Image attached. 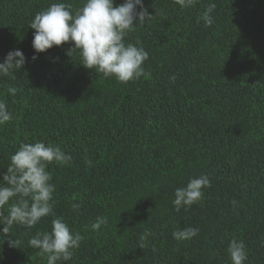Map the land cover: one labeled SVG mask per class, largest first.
<instances>
[{"label": "trees", "instance_id": "16d2710c", "mask_svg": "<svg viewBox=\"0 0 264 264\" xmlns=\"http://www.w3.org/2000/svg\"><path fill=\"white\" fill-rule=\"evenodd\" d=\"M54 2L0 0V62L15 49L26 57L0 77V100L13 114L0 126V181L21 142L58 144L72 157L47 168L55 216L83 236L73 258L58 264H231L233 238L246 245L244 264H264V0H199L184 10L143 0L153 15L126 41L148 52L149 75L127 84L67 55L71 42L32 59L29 24ZM63 2L73 10L82 4ZM209 3L214 22L205 27L197 18ZM201 174L210 187L177 213L175 189ZM98 216L108 223L93 231ZM53 218L0 233V264H47L28 241L50 231ZM188 226L199 234L173 238Z\"/></svg>", "mask_w": 264, "mask_h": 264}, {"label": "clouds", "instance_id": "9594fccd", "mask_svg": "<svg viewBox=\"0 0 264 264\" xmlns=\"http://www.w3.org/2000/svg\"><path fill=\"white\" fill-rule=\"evenodd\" d=\"M172 3L184 10L196 6L199 0H172ZM215 8V3H209L197 21H202L205 27H211L214 22L211 13ZM152 15L143 0H123L118 5H114V0H82L81 6L74 10L70 3L58 0L37 12L29 24L35 30L32 59H37V54L53 46L71 42L66 54L72 57L79 55L80 64L95 70L99 75L103 74L105 78H114L123 84L135 82L141 77L147 78L149 73L145 70L144 62L149 59L148 52L139 41L128 42L126 37ZM25 63L26 57L22 50H10L0 62V77H11ZM169 79L175 82L176 77L173 75ZM7 91L14 96L18 89L9 86ZM12 120L13 114L7 103L0 100V126ZM71 160L72 157L58 144L46 145L43 140L21 142L11 155L7 172L0 181V225H3L0 233L8 236L14 225L31 229L42 218L50 215L54 217L50 231H36L28 241L30 247L38 250V256L46 258L47 264L70 261L83 240L81 233L70 229L62 217L55 216L53 210L56 186L51 182L52 175L47 168L53 163L57 166L68 165ZM86 164L91 166L92 161L88 160ZM210 185L209 177L201 174L190 178L186 186L177 187L172 200L175 211L179 213L182 208L188 211L199 203L203 198V189ZM80 207L78 203L72 204L76 211ZM107 223V217L98 216L90 227L98 231ZM198 234L199 228L191 226L172 232L177 241L191 240ZM8 244L9 247H19L20 241L8 238ZM227 252L231 264H244L248 258L243 240L231 239Z\"/></svg>", "mask_w": 264, "mask_h": 264}]
</instances>
